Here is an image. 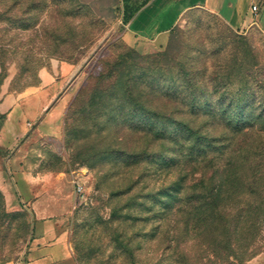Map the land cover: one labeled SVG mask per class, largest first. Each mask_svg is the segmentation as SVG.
Listing matches in <instances>:
<instances>
[{"label": "rangeland", "instance_id": "rangeland-1", "mask_svg": "<svg viewBox=\"0 0 264 264\" xmlns=\"http://www.w3.org/2000/svg\"><path fill=\"white\" fill-rule=\"evenodd\" d=\"M45 71L24 155L38 197L0 191V262L26 256L38 202L76 264L262 263L263 28L197 8L157 40L128 29L122 0H0V88Z\"/></svg>", "mask_w": 264, "mask_h": 264}, {"label": "crops", "instance_id": "crops-1", "mask_svg": "<svg viewBox=\"0 0 264 264\" xmlns=\"http://www.w3.org/2000/svg\"><path fill=\"white\" fill-rule=\"evenodd\" d=\"M253 6L258 10L254 11ZM263 6L264 0H149L127 26L140 37L164 39L189 11L202 8L235 28L249 30L257 25L264 29L256 20ZM52 94L47 71L42 72L38 86H28L20 93L0 88V191L11 198L18 194L26 203L38 197L24 165L27 147L41 136V128H33L31 124H37ZM6 153H9L7 158ZM33 207L36 220L26 256L14 263L0 264H76L67 233L54 219L46 217L52 210L42 209L38 202Z\"/></svg>", "mask_w": 264, "mask_h": 264}, {"label": "trees", "instance_id": "trees-1", "mask_svg": "<svg viewBox=\"0 0 264 264\" xmlns=\"http://www.w3.org/2000/svg\"><path fill=\"white\" fill-rule=\"evenodd\" d=\"M148 1L149 0H122V21L123 23L127 25L131 21V19L134 17V15L137 12H139L141 8L144 5H146V3H148ZM193 136L198 137V140L194 142L195 144L203 145L204 143L208 141V140L205 141L204 136H201L198 133H194Z\"/></svg>", "mask_w": 264, "mask_h": 264}, {"label": "built area", "instance_id": "built-area-1", "mask_svg": "<svg viewBox=\"0 0 264 264\" xmlns=\"http://www.w3.org/2000/svg\"><path fill=\"white\" fill-rule=\"evenodd\" d=\"M253 9H254V11H257V10H258V7H257V6H253ZM76 191H77V193H78L80 196L83 197L84 194H85L84 185L78 182V183H77Z\"/></svg>", "mask_w": 264, "mask_h": 264}]
</instances>
